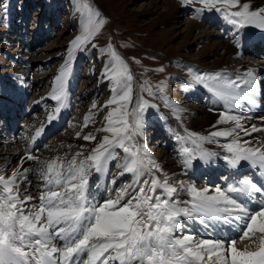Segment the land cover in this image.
<instances>
[{"label": "snow or ice", "instance_id": "obj_1", "mask_svg": "<svg viewBox=\"0 0 264 264\" xmlns=\"http://www.w3.org/2000/svg\"><path fill=\"white\" fill-rule=\"evenodd\" d=\"M182 4H199L191 11L200 18L205 12L219 14L231 26L238 53L254 38L247 29L257 30L264 39V3L256 8L249 0H182ZM8 6L0 0V11L6 14ZM75 11L82 17L81 32L70 42L65 63L54 79L49 98L55 106L47 116L48 125L57 122L62 110L70 106L67 84L75 54L89 45L95 49L93 40L106 23L91 0H78ZM99 54L101 59L108 57L101 82L109 84L111 96L102 106L94 102L81 126L69 124L80 128L76 138L96 141L95 134H82L83 129L95 123L96 113L107 109L103 126L96 129L105 135L95 147L80 146L71 158L65 154L48 160L34 154L38 147L30 148L10 172L0 169V264H264V239L255 251L235 246L238 239H251L257 231L264 236V182L237 176L242 164H247L264 177V140L245 139L264 133V127L245 124L254 118L264 121L251 112L264 100L255 70L230 75L187 68L191 80L185 90L205 88L217 105L210 111L219 110V116L212 125L216 130L207 135L187 129L184 134L175 133L181 174L194 175L214 165L228 170V175L220 177L223 186L198 188L195 178L185 183L176 174L164 173L141 143L149 109L159 112V107L140 93L159 96L176 119L184 109L164 94L163 82L153 91L145 81L134 100L133 73L113 44L101 47ZM224 124L231 127L219 128ZM44 131L42 126L30 137L33 144ZM218 138L226 142L221 144ZM205 144H219L223 152ZM30 161L35 166L26 167ZM116 161V175L108 180ZM32 174L41 182L38 203L29 192ZM93 174L105 177L96 194L90 184ZM128 174L131 180L116 187L118 179ZM257 201L259 207L253 208L251 204ZM193 225H199L206 236L197 239L184 231ZM220 232L224 236L217 238Z\"/></svg>", "mask_w": 264, "mask_h": 264}, {"label": "rangeland", "instance_id": "obj_2", "mask_svg": "<svg viewBox=\"0 0 264 264\" xmlns=\"http://www.w3.org/2000/svg\"><path fill=\"white\" fill-rule=\"evenodd\" d=\"M4 2L9 6L6 14L0 11V89L5 83H12L10 73L14 69L12 64L22 47L29 48L32 53L28 59L29 72L30 76L36 78L37 86L15 102L9 98L1 101L0 98V138H8L12 130V135L15 134L24 141L25 126H29L32 116L26 109L38 95L45 94L54 82L61 66L65 63L70 42L81 32L82 17L75 11L78 0H4ZM91 2L106 18V23L101 34L93 40L97 47L93 49L89 45L86 51L75 54L71 71V77L75 82L73 85L67 84V88L71 87L69 100L75 105L63 116L65 121L59 124L61 127L57 132L45 137L43 148H39L40 158L48 160L41 154L55 153L59 148V145L56 146L57 141L63 147L62 154H67L71 158L73 153L80 150V146L90 150L95 147L100 137L105 135L103 132H97L96 129L103 126L107 109L96 113L95 123H90L83 129L82 134H95L96 141L87 142L76 138V131L80 128L70 127L69 124L81 126L84 116L89 113L94 102L97 106H102L110 98L109 84L101 82L104 60L108 57L101 59L99 49L111 42L133 73L134 100L139 85L144 84L145 81L153 91H156V86L163 82L164 94L184 109L180 119H176L159 96L149 97L147 92L140 93L159 107V112L149 109L145 139L141 143L146 144L148 152L157 163L166 164L171 156L176 155L172 147L178 148L174 140L175 133L184 134L185 129L198 134L204 131L200 127L193 128V120L199 118L201 114H193L190 109L193 106L201 107L207 95L197 94L198 86L185 90L187 82L191 80L187 72L188 67L212 73L215 63V58L211 55L202 58L197 56L198 50L207 45L206 40L195 41L197 32H201L204 28L191 9L200 5L183 6L182 0H91ZM206 21L211 22L208 19ZM214 24L218 29L221 27L219 20ZM261 49L264 50V46L250 44L247 48L248 52L245 51L240 57L230 58L231 63H228L226 61L228 57L219 51L218 54L225 57L224 72L232 75L234 67L238 66L239 62L252 66L264 64V52ZM158 68H163L164 71H155ZM256 79L260 82V91L264 92V73ZM260 104L264 107V100H261ZM214 107L217 105H213L212 108ZM39 109H33L34 116L39 117L42 114ZM93 112L95 113V110ZM217 112L219 110L213 111L216 117L219 116ZM215 122L214 120V124ZM68 145H72L71 150ZM164 150H167V153L163 154ZM118 162L111 164L108 180L115 177ZM210 175L204 172L198 184ZM130 177V174L125 176L126 179ZM30 178L33 185L29 192L33 197H39L41 182L37 180L35 174ZM119 186L120 184L116 185Z\"/></svg>", "mask_w": 264, "mask_h": 264}, {"label": "bare ground", "instance_id": "obj_3", "mask_svg": "<svg viewBox=\"0 0 264 264\" xmlns=\"http://www.w3.org/2000/svg\"><path fill=\"white\" fill-rule=\"evenodd\" d=\"M249 2L252 4L253 8H256V7L261 6V4L264 3V0H249ZM196 8H198V7H196ZM193 14L197 17L199 22L202 23V24H200L201 27L204 28V30H201V32H199V33L197 32V36H196L195 41L197 42L198 40H204V41L206 40V42H207V45H205L203 48L198 50L197 56L199 58L200 57L202 58V56L207 57L208 55H211L212 57L215 58V63L212 67L213 68L212 72H217V71L224 72V68L226 67V64L223 63L224 62L223 59L225 58L224 56L228 57L226 59V61L228 63H231V61L229 60L230 58L240 57L245 51L248 52L247 48L250 47V44H252L254 41L256 43H260L261 41L264 42V39L260 38L257 30L247 29V31L249 33H252L254 35V38L250 40V42L244 48L242 53H238V50L234 47L233 41L231 39V36H232V33L230 31L231 26L227 25L225 22H223L222 19L219 18V14L205 12L203 14V18H200L199 16H197V14L194 12H193ZM207 19L211 22H207L206 21ZM218 20L221 23V27L219 29L216 28V26L214 24V22H217ZM200 25H199V27H200ZM219 51H221L223 53V55H224L223 57H221V55L218 54ZM261 51L264 52V50H262V49H261ZM18 52L19 53H17V57L14 59V63L12 64L14 66V69L10 72L11 78H12V83L11 84L5 83L2 87V89H0L1 101L2 100L5 101L6 98H9L11 101L14 100V102H15V100L20 98V96H22L23 94H28L30 91H32V89H34L37 86L36 78H33L32 76H30V72H29L30 64L28 63V59L32 53H30L29 48H25V47L21 48V52H20V50ZM247 68L254 69L256 77H258L260 74L264 73V64H262V63L258 66H256V65L252 66L251 64H248V63L245 64V62H239L238 66L234 67L232 75H235L237 73H242V71L244 69H247ZM202 72H204V71H202ZM74 82H75V79L70 76L68 83L73 85ZM257 82H258V91H260V82L258 80H257ZM52 86H53V83L45 94L38 95L33 101H31L29 103V107L26 109L27 113L29 112V115L30 116L32 115L31 119H30L31 121H30V123H28L29 126L28 125L25 126L26 127V130H25L26 140L24 139V141H21L20 137H18L15 134L12 135V130H11V135L8 138H0V169L7 168V170L10 172L13 168L16 167V165L19 162V160L21 159V157L30 148H37L38 147V151L35 152L34 154L38 155L40 158L39 148L40 147L43 148V143H44L45 137L51 133H56L58 128L61 127V125L59 126V124L63 123L65 121V118L63 116H65V114L68 113L67 111H69L72 108V106L75 105L74 102L71 103L70 100H69L70 106L62 110L59 120L57 122H54L52 125H48L47 116H48L49 112L52 111L53 107L55 106V102L49 98V94L51 92ZM197 88H198L197 94H206L207 99L203 100L201 107L197 108V107L193 106L192 109H190L191 113H193V114H195V113L201 114V116L198 115L199 118H195L193 120L192 124H193V128H194V126H196V127H200L201 130H204L203 132L200 133V135H207L211 131L216 130L215 128L212 127V125H214V120L217 121L218 116L217 117L214 116L213 111H210V109L213 107V105H216V104L212 99H210L211 94L205 88H203L202 86H198ZM37 89H38V87H37ZM70 90H71V87L67 88L68 93L70 92ZM195 98H196V96H195ZM1 101H0V103H1ZM34 108H36V109L40 108L39 110L42 111L41 112L42 114L39 117L34 116V114H33ZM263 108L264 107L261 105L260 107H256V108L251 109L253 116L254 117H264ZM248 111H249V109L245 108V112H248ZM217 113H219V112H217ZM66 120H67V122L70 121L69 119H67V117H66ZM245 124H246V126H250L251 124H256L257 127H264V121H261L258 118H254V119H251L249 121H246ZM42 126H45V131L37 139L35 144H33L30 137L34 136L36 130L40 129ZM227 127H231V124L219 125V128H227ZM204 132H207V133H204ZM218 139L220 140L221 144L226 142L224 140V138H218ZM245 139H253V142L255 143L256 139L264 140V133H253L252 137H245ZM58 145H59V148L56 147L57 149L55 150V153H51V152L45 153L44 152L41 155L46 156L48 159H52V158H55L58 156L65 155V154H62L63 147L57 141L56 146H58ZM64 145H66V144H64ZM204 146L206 148L212 150V151L223 152V149L220 147L219 144H205ZM172 147L175 149L174 153L176 155L175 156L173 155V157L171 156L167 160L166 164L165 163H162V164L158 163L161 166V168L163 169L164 173H167L170 176L172 174H176V179L183 180L185 183H191L193 181V179L195 178V180L198 184L200 176H202V174L204 172H207L211 175L206 177V178H203V180H201L199 182L198 188H203L206 185L223 186V182L220 180L221 176H219V175L220 174L221 175H228V170L222 166H215L214 165L211 168L204 166L201 168L200 171H197L194 175L192 172H189L187 175H182L181 173L183 172V169L181 167V162L179 159V154H178V150H177L178 148L176 146H172ZM165 153H167V150L163 151V154H165ZM68 158H69V156H68ZM222 164H223V161L221 160V165ZM30 165L35 166L34 163L31 161L28 162L25 166L28 167ZM166 168H169V170ZM241 171L244 173H248V175H251L253 179H255L259 182H264V177H261L258 173L255 172L254 169L249 167L247 164H242V166L238 170L237 176H239ZM156 174L158 176L160 175V173H156ZM93 175H96V176H92L90 178V184H91V190H92L93 194H96L98 191L102 190L103 184L105 182V177L103 174H93ZM93 177H95V179H93ZM124 178H125V176L119 178L117 184L121 185V184L131 180V177L128 179L125 178L126 180H124ZM235 178H237V177L234 176L233 179H235ZM32 185H33V182H32ZM40 187H39V190H40ZM180 196H181V198H187L186 193H180ZM34 198H35V202L38 203L39 197L35 196ZM251 206L253 208H258L259 207L258 201L255 203H252ZM189 223H191V222H189ZM184 231L194 233V235L196 236L197 239H199L201 236H206V233L203 231L202 228H200L199 225H193L192 227L187 228ZM256 234H258V235H256ZM223 236H224V232H220L217 234V238H220ZM251 236H252L251 239H248V238H245L243 240L238 239L236 241L235 246L238 249H248L250 251L258 250V248L261 245L262 239H264V236H262V234L259 233L258 231L251 234Z\"/></svg>", "mask_w": 264, "mask_h": 264}]
</instances>
